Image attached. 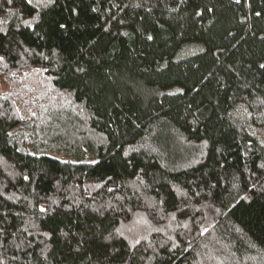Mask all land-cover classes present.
Returning <instances> with one entry per match:
<instances>
[{
	"label": "trees",
	"instance_id": "16d2710c",
	"mask_svg": "<svg viewBox=\"0 0 264 264\" xmlns=\"http://www.w3.org/2000/svg\"><path fill=\"white\" fill-rule=\"evenodd\" d=\"M0 56V264H264V0H0Z\"/></svg>",
	"mask_w": 264,
	"mask_h": 264
},
{
	"label": "snow or ice",
	"instance_id": "6c2138e0",
	"mask_svg": "<svg viewBox=\"0 0 264 264\" xmlns=\"http://www.w3.org/2000/svg\"><path fill=\"white\" fill-rule=\"evenodd\" d=\"M8 2H9V3H12V0H8ZM26 2H27L28 4H32V3H33V0H26ZM39 2H40V0H37V3H39ZM237 2H239V0H237ZM47 3H54V0H47ZM256 15L259 16L260 13L257 12ZM60 27L63 28V27H65V25L61 24ZM148 39H152V37L149 36ZM3 59H4V57H3V56H0V61H2ZM260 67H261V68H264V64H261ZM77 71H83V69H79V68H78ZM24 178H25V179H28V177H24ZM41 211L44 212V211H46V209L41 208Z\"/></svg>",
	"mask_w": 264,
	"mask_h": 264
}]
</instances>
